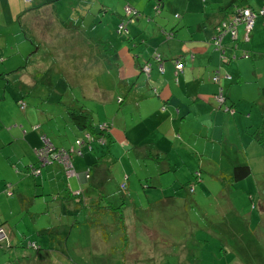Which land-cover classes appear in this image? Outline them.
I'll return each instance as SVG.
<instances>
[{"label": "rangeland", "instance_id": "374dc122", "mask_svg": "<svg viewBox=\"0 0 264 264\" xmlns=\"http://www.w3.org/2000/svg\"><path fill=\"white\" fill-rule=\"evenodd\" d=\"M92 1V4H96L91 13L80 17L79 11H76L75 0H58L60 11L63 13L61 18H65L71 13L68 26H70L72 21V29L75 27L76 20L80 18L78 24L81 27L79 29L81 32H85L89 37L95 38V40L100 38L97 37L100 35L116 42V35L113 31L114 21L110 18V15L103 18V15L107 12L104 13L101 10L102 7L104 9L114 7V10H119L121 13L125 10L126 15H129L127 6L144 7V3L149 1L150 3H156L158 0ZM249 2L253 5V2L262 1L249 0ZM262 4L260 3V5ZM159 5L161 6L160 3ZM260 5H253L254 9L257 11ZM155 7L156 5L154 4L153 9ZM252 12L255 13V11ZM157 16L153 11L152 17L157 18ZM160 16L163 17L162 14ZM167 16H169L168 13ZM102 18L103 20H101ZM262 19V16L258 17V21L260 20L258 25ZM144 21H147V18H144ZM8 23L0 21V72L4 66H7L8 71H10V74L0 77V127L2 128L0 133L2 138H4L0 140V224L4 228L5 234V237L0 239V264H14L15 258H17L22 249H18L16 246H27L30 240L38 242L43 249H47L40 251V258L47 257L52 260L56 258L61 264H264V142L255 140L261 131L262 122H264V59L260 61L249 57H239L243 54L244 49L249 50L247 49L249 41L242 42V39H244L242 33L239 34L237 50L231 48L234 42L230 39V35L225 37L226 47L231 49L229 53L235 52L237 55L230 64H223V66L227 69L229 66H235L237 62H241V67L243 68V79H239V84L237 85L233 83L229 90L230 95L234 96L238 101L236 113L231 114L225 109L219 110L217 109L218 104H213L210 109L206 107L207 111L205 113L200 111L196 115L197 123L195 119L191 120L193 122L191 124L182 123L181 119L177 118V128H180L181 139L186 143L194 141L195 138L191 137L193 132H198L201 128L204 129V132L209 129L212 133L211 141L206 142L208 141L206 139L203 142L208 144L207 150H212L216 153V156L218 155L216 158L217 166L206 167L204 169L205 177L210 173L218 174L220 177L222 175H230L235 165L249 164L251 167V173L247 177L237 181L234 185L227 186L229 190L226 193L229 197L227 202L236 203V214L233 220L236 224H242L241 230L236 231L239 234L232 230L227 234L224 233L222 231L223 225L218 224V228L212 226V221L213 224L219 223L218 215H211L205 218L204 215H201L200 217L198 212L193 209L194 207H190L185 211L187 217L179 215L183 219L179 218L171 225V218H164L166 223L163 224V222L159 225L156 231L147 233L145 237L137 238L139 248L131 252V254L130 248L134 246V243L130 239L126 243L128 258L126 261H122L121 257H118V252L123 251L122 242L118 237L119 231L105 230L109 233V238L106 241H100V243L97 239H94V235L93 238L89 235L92 230H89L86 225L82 227V224L74 223L76 215H73V211L66 212L67 214H60L59 206H56L55 202L51 200L52 196H39L35 198L36 201L32 205V198H29V196L40 191L43 185V183H38V186H34L32 179L36 178L43 181L44 174L36 177L25 175L19 170L24 169L26 164L25 141L29 145L28 156L37 159V152L34 149L40 148L44 143V140L39 135V130L36 129V126L41 123V127L43 126L42 130L47 132V136L51 138L56 147L71 146L75 138L78 137L85 142L83 148H87L88 144L86 142H88V139L86 133L77 130L73 126L65 110L66 105H72L75 108L83 106L91 112V122L96 125L97 131L102 129V125L106 124L111 127L110 132L114 139L111 144L105 143L100 137H92L90 140V145L94 151L90 149L89 152L95 155V159L100 155L99 147L101 149L102 146L104 148V151L101 150L102 152L109 150L110 158H117V161L111 165L114 172L118 171L117 184L115 181L114 183L109 181L104 188L103 185L97 186V188L105 191L109 194V198L113 197V200L117 203L119 202L118 197L124 195L125 204L129 205L130 198L127 190L129 188V192L133 196L135 187L137 188L138 186L135 171L139 175V171L142 172L146 169L145 172L155 175L158 170V164L149 162L140 168L133 166L130 161L133 150H126L129 146H123L125 143L124 138L128 137L127 139L131 140L132 137L138 138L144 134L146 141L151 142L154 148L163 151L162 142L159 139L160 135L147 131L153 129L160 131L162 129L156 127L158 119L155 118L156 114L154 112H152L153 118L147 117L152 109L148 105L151 99H144L135 95L128 96L132 103L131 106L133 105L137 110L140 109L142 113L138 112L139 116H137L130 108H126V102H124L123 109H120L116 119H114L115 113L119 110L118 102L116 99L112 103L105 101L106 95L102 85L99 89H93L91 80L87 78L82 80L83 84L66 86L65 80L61 78L60 73L54 68L52 59L47 55L44 48H39L36 51L35 45H32L29 40H25L22 37L19 27ZM149 23L145 26L147 27L145 34L152 33L151 23ZM258 25L257 29L259 28ZM159 26L162 27V25ZM240 30L241 28H239ZM197 35L198 33L196 34V39ZM21 53L24 55H20ZM1 56L4 57V63L1 60ZM255 60V67L262 72L261 79H259V72L253 73L250 65ZM23 61H27V64ZM38 62H44L46 68L37 71L38 66L36 63ZM18 66H21V69L18 70L19 72L12 71L20 68ZM23 72L33 74L35 83L28 77L24 78L23 81L15 79ZM158 74L159 77H164L160 73ZM102 80L103 76L99 75L97 78L99 85ZM167 81V90L172 92L175 89L173 87L174 81L167 79L165 85ZM155 83L158 84L157 82ZM158 86L162 85L159 83ZM203 86L205 88V83ZM109 90L113 91V88ZM22 93H24L23 97ZM21 97L26 103L25 109H21L17 104V100H20ZM146 97L151 96L147 95ZM42 111L46 115H43ZM218 111H221L220 115H223V120L222 123L216 126L214 123L217 122V116L215 115L218 114ZM123 116H125V121L122 118ZM50 118L51 121L46 120ZM242 121L247 122L248 126L246 128L242 127ZM204 122H207V125H204ZM125 126H127L126 129ZM237 126L240 128L239 130H237ZM216 128H218V131ZM113 132H116L118 137ZM136 133L140 134L136 135ZM162 134L163 132H161ZM28 136H31L36 143L35 147L28 140ZM170 144L172 146V141ZM195 145L202 147L200 144ZM183 150H186L185 144L181 146L175 144L172 153L169 151L174 158L173 161L171 160L173 164L176 162L180 164L184 162L185 164H182V168L185 171L181 169L182 171L177 174L180 178L179 180L176 179L173 172H169L168 179L170 182H185L192 177L191 173L188 174L186 170L190 163ZM77 158L79 161L83 160L75 156L73 166L76 164ZM55 164L60 170L58 172L60 175L64 172V169L68 177L73 174L71 168L64 160H60ZM105 167L107 166L105 165ZM197 169L198 166L193 171L195 172ZM84 177L87 179L89 177L88 173H85ZM64 179L65 181L69 180L66 177ZM118 181L131 182V186L129 184V187L126 183V190L122 191ZM9 182L13 184V190H16L11 197L5 194V185ZM203 183H205L204 186L198 189L205 193H209L215 187L218 188L220 185H224L221 180H210ZM199 185L196 184L197 187ZM18 186L19 190H17ZM172 187L175 186L172 185ZM90 189L86 188V192ZM140 189L143 191L141 187ZM70 192L73 195H77L82 190L73 191L70 189ZM196 196V193L192 195V201H194ZM45 210L50 213L46 214ZM210 218L212 220L208 221ZM67 222L66 231L69 229L71 232L65 249L63 244L59 247L57 246V236L62 231L57 232L58 234L51 233L54 237L53 245V242L50 241V236L47 234L48 231L43 233V227L53 226L52 229L54 230L56 225ZM132 232L133 230H131ZM94 233L95 231L92 232V234ZM88 235L89 237H87ZM74 237L75 240L73 239ZM60 248L61 251L59 250ZM157 249L162 251V253H157ZM158 256L162 263L158 261Z\"/></svg>", "mask_w": 264, "mask_h": 264}, {"label": "trees", "instance_id": "16d2710c", "mask_svg": "<svg viewBox=\"0 0 264 264\" xmlns=\"http://www.w3.org/2000/svg\"><path fill=\"white\" fill-rule=\"evenodd\" d=\"M19 1L22 3V5H24L20 11L18 13L17 11L12 13L9 10L7 11L4 6L1 10L3 15L6 16V20L1 17L0 21L2 20L5 23L9 22V25H17L20 29L22 37L25 40H29L32 45H35L36 51L39 48H44L47 55L52 59L54 68L60 73L61 78L65 80L66 86L83 84L82 80L88 78L91 80L90 82L93 89H99V87L102 85L104 91L106 92H110L109 89L113 88V91H115V96L113 97H124L122 91L124 90V93H127L129 86L135 83L133 77L129 79L131 81H128L127 78L121 75V68H123L121 50L125 48L132 56L133 60L136 61L137 65L135 69L137 73L135 77L141 74L140 78L144 77L148 83L151 82L152 84H150V89L153 90L154 96L158 93V88H160L157 87V84L155 83L157 82V78L152 74L154 70L157 73L163 75L165 81L167 79L174 81L173 87H179L177 90H179L180 87H189V90L187 91L179 90L178 94L174 89L175 93L179 95L178 99L183 101L182 104L184 105V109L181 110L178 117L181 119V122L184 123L187 122L191 124L192 119H195L197 123V116L192 113L193 104L190 102L197 98L198 92L201 90V86L204 82L207 83V89L209 91L208 94L213 100L212 104H218L217 109H225L231 114H235L236 110L238 109V101L236 98H234V96L230 95L229 90L232 87L231 85L233 83H238L239 80H232L228 72L229 67L226 69L225 66H223V64H230L232 59L236 58L237 53H229L231 49L226 47L225 37L226 35L230 34H225L224 31L226 32L229 29H233L235 33V35L232 37L230 35V39L234 42V45L231 47L233 50L238 49L237 42L239 41V28H241L243 31L242 37L244 39H242V42L249 41V44L247 45V49L249 50L244 49L243 54L239 57H249L256 60H259L260 57H262V59H264V52L250 50L248 47L249 45L251 46V39L255 35L256 31H260V28L261 31H264V28L261 26L262 21L258 25L260 22V20L258 21V17L264 16L260 15L259 13V10L264 7V3L260 5L256 11V9L254 10L248 6L247 0H235L233 6L234 8L230 10L231 12L214 25V34L208 35L206 37L204 36L205 30L208 29L207 22L205 21L206 18H196V16L193 15H196V12L194 11L196 6H194V3L197 5L198 1H200L204 6V2H209V0H158L156 3H150L149 1L144 3V7L127 6V12L129 15H126L125 10H123L121 13L119 10H114V7H108L107 9L102 7L101 10L104 13L107 12L103 15V18L110 15V18L114 21L113 31L117 39L116 42H114L110 38H105L100 35L97 36L100 38L95 40V38L93 39L92 37H89V35H87L85 32H81L79 30L81 27L78 24L80 18L76 20V23L74 24L75 27L72 29V21L70 26H68V21H70L69 16L71 13H69L65 18H61L63 13L60 11L58 0ZM15 3L17 4V0H15ZM75 3V7H77L76 11H79L80 17L90 14L96 4H92V0H75ZM154 4L156 5L155 9H153ZM187 4H189V10L187 13L185 12L186 15L183 19L184 9L186 8ZM183 5L184 9H180L179 11L174 10L176 6L182 7ZM240 9L241 11L244 9H249L256 12V17L254 18L249 29L246 26V22L241 21V15L238 12ZM153 11L156 15H158L157 18L152 17ZM167 13L169 16H167ZM161 14L163 17L160 16ZM103 18L101 20H103ZM144 18H147V21H144ZM207 21L210 23L211 18H209ZM148 23L151 25L152 33L145 34L147 32V27L145 26ZM159 25H162V27ZM257 25L259 27L258 29ZM210 27L211 25H209V28ZM210 31H212L211 28ZM197 33L198 35L196 39ZM245 38H247V40ZM193 39L203 42L204 48L206 49L203 53H188L184 58L183 51H178L176 54H167L168 51H171L172 43H178L181 46L187 41ZM217 41L218 44L216 43ZM190 54L195 56L197 63H194L191 60ZM20 55L23 56L24 54L21 53ZM1 60L3 63L5 62L4 57L2 56ZM23 62L27 64V61ZM36 64L38 66L37 71H41L42 69L46 68L44 62H38ZM169 64L171 65L172 70L170 74L168 72ZM18 67L20 68L12 71L19 72L18 70L21 69V66ZM144 69H146V71H144ZM8 70V67L4 66L0 72V77H2V75L10 74V71ZM185 71L187 78L182 75ZM99 75L103 76V80L100 85L97 81ZM26 77L30 78V80L35 83L33 74H28L26 72L21 73L20 76L16 77L15 79L18 81H23ZM124 84H128L126 89L122 88L124 87ZM134 85L131 87V89H129L130 92L132 89L134 90ZM95 86L97 87L95 88ZM23 94L24 93H22V97ZM22 97L20 100H17V104L21 109H25L26 103L23 101ZM119 100L121 101L122 98L118 99L117 101L119 110L115 113L114 119H116V115H118L120 109H123V104H121ZM65 110L73 126L77 130L82 132L84 131L86 133L88 139V142H86L88 144L87 148L94 151L90 145V140L92 137H100L101 140L107 144L114 142L110 132L111 127L104 124L102 125V129L97 131L96 125L91 122L92 114L88 109L84 108L83 106L80 108H75L72 105H66ZM131 111L134 112L133 108ZM43 115H46V113L43 112ZM122 118L125 121V116ZM46 120L51 121V118ZM241 123L244 125L245 122L242 121ZM205 124L207 125V122H204V125ZM41 125L42 123L38 124L36 129L39 131L40 129L42 130L43 126L41 127ZM247 126L248 125L246 122L242 127L246 128ZM261 126V131L259 132L258 137L255 138V140L258 142H264V122H262ZM126 128L127 126H125V129ZM0 129L2 128L0 127ZM203 130L204 129L201 128L198 130V132H193L191 137L195 138L194 141H188L186 143L181 139L180 135L175 138V142L176 144H179V146L185 144L187 151L183 150V152L189 159L190 163V165L186 167V170L188 171V174L191 173L192 177L185 182L178 183L170 182L168 179L169 172H173L176 179L179 180V176L177 174L182 171V164L185 165L184 162H182V164L179 163V166L160 167L158 168L155 175H152L150 172H145V169L142 171L144 174L148 173L145 178L137 175L135 171L138 186L137 188L135 187V194L133 196L131 195V192H129L130 189L128 188L127 190L128 196L130 198L129 205L125 204L124 195H120L118 203H114L110 200L108 201V194L102 193L104 191L100 190L99 188L97 193L95 195L91 194L90 197H84L82 192H79L77 195H73V193L68 192V189H71L69 182L65 181L63 188L64 191L67 192V198L70 199L71 197L73 201L78 198L80 202H78L76 205L78 212L76 213V219L74 220V223L82 224V227L86 225L89 230H92L93 227L95 233L92 234V232H94L92 230V232L90 231L89 235L92 238L94 235V239H97L99 242L106 241V239L109 238V233H107L105 230L112 229L119 231L118 237L122 242L123 251L118 252V257H121L122 261H126L128 258L126 243L130 239L134 243V246L130 248L131 254V252L139 248L137 245V238L145 237L147 233L156 231V228L164 222V218H171V225L172 223H175L177 219H183L182 217L184 216L187 217L185 211L190 207H194L193 209L198 212L200 217L201 215H204V218L208 216L210 217L211 215H218L219 223L213 224L212 221V226H216L218 228V224L223 225L222 231L224 233L227 234L230 232V230H232L239 234V232L236 231L241 230L242 224H236V222L233 220L236 214V203L227 202V199L229 198L226 194L229 192L227 186H231L232 184L234 185L237 181L247 177L251 173V167L249 164H243L242 166L235 165L233 170H231L230 175H222L220 177L218 174L214 175L210 173L205 177L204 169L208 166H217L216 158L218 155L216 156V153H214L212 150H207V144H205L203 140L206 141V138H208V141L206 142H210L211 137H208L209 129L206 132ZM45 134H47L46 131L42 130L39 132V135L43 140L47 139L49 142H51ZM125 136L127 137L126 134ZM144 137L145 135L143 134L138 138L132 137V139L135 142H140ZM1 139L2 136L0 140ZM193 143L200 144L202 147H199ZM84 144V140L75 138L74 143L71 144V146H66L65 148L68 151L71 148L73 150L70 152L73 172L74 157L78 156L80 159H83L82 156L84 153L81 150V146ZM42 146L43 145H41V147ZM123 146L126 147L125 143ZM53 147L59 148V146L56 147L54 144ZM36 149L37 148L34 150ZM108 151L109 150L99 155L91 164V166L93 167L94 164L103 162L109 170V177L113 176L116 178L118 171L114 172V170L111 168V165L117 161V158H110ZM151 156L152 155H150L149 158H151ZM149 158H145V160L143 159L142 161V159L133 152L130 161L132 162L133 166L140 168L146 163H153V159ZM36 160L39 163V166L34 167L31 164L26 166L24 174L37 177L40 174L41 165L48 166L57 162L52 160L50 163H44L38 154ZM121 164L123 165V163ZM197 166L198 169L194 172L193 170L196 169ZM142 172L139 171V173ZM62 175L68 178L65 169ZM210 180H221L224 185H220L218 188H213L209 193L202 192L198 189L199 187L204 186L205 183L203 182ZM43 181L45 182L47 180ZM126 183L128 186L129 184L131 186V182L118 181V185L122 191L126 190ZM196 184L200 185L197 187ZM172 185L175 187H172ZM35 186H38V184ZM91 187H93V185H88V188ZM140 187L143 189V191L140 189ZM41 192L42 190L29 196V198H32V205L36 201L35 198L39 196L43 197L47 194L45 192ZM14 193L15 191L13 190V184L10 182L6 183L5 194L11 197ZM194 193H196L197 196L194 201H192L191 198ZM126 209L129 210L126 211ZM45 213L49 214L50 212L45 210ZM209 220H212V218L208 219V221ZM165 223L166 222L163 224ZM58 226L59 224L56 225L54 230L52 229L53 226H45L43 227V233L48 231L47 234L50 236V241H52L54 245V237L51 235V233L54 232L58 234L57 232L62 231L59 232L57 236V246L59 247L61 244H63L64 248L66 249V244L69 240L71 231L68 229V231H64L63 233V230ZM0 228L4 230L1 224ZM131 230H133L132 233ZM89 235L87 237H89ZM73 239L75 240V237ZM16 247L18 249H22L17 258H15L16 261L14 264H61L56 260V258L53 260L47 257L40 258V251H45L47 249H43L36 241L30 240L27 243V246L19 245ZM59 250L61 251V248ZM159 252L162 253V251L157 249V253ZM158 261L162 263L159 256Z\"/></svg>", "mask_w": 264, "mask_h": 264}, {"label": "crops", "instance_id": "0c3cea01", "mask_svg": "<svg viewBox=\"0 0 264 264\" xmlns=\"http://www.w3.org/2000/svg\"><path fill=\"white\" fill-rule=\"evenodd\" d=\"M261 1L262 2H257V3L253 2V5L256 6V5H260V3H264V0H261ZM204 3H205L204 6L202 5V3L200 1H198L197 5H196V3H194V6H196L194 8L196 15H193V16H196V18L198 17L201 19L206 18L205 21L207 22V27H208V29L205 30V33H204V36L206 37L208 35L214 34V25L218 21L223 19V17H225L228 13L231 12L230 10H232L234 8L233 6L235 3V0H209V2L206 1ZM247 3H248V6L250 8L254 9V6L250 4L249 0H247ZM188 5L189 4H187L185 9H184V5L182 7L176 6L174 8V10L179 11L180 9H184V13H183V19H184V16L186 15L185 12L187 13V11L189 10ZM4 6H5L7 11L9 10L12 13H15V11H17V13H18L20 11V9L22 8V6H24V5H22V3L19 0H17V4L15 3V0H0V17H3V19L6 20V16L3 15L2 10H1ZM212 9H214V10H212ZM209 18H211L210 23H208V21H207ZM261 24H262L261 26L264 28V16H263V20H262ZM209 25H211L210 28L212 31H210ZM242 32L243 31L241 29L238 33V36ZM251 41H252L251 46L250 45L248 46L250 48V50H257V51L264 52V31H261V29H260V31H256V33L253 36V38L251 39ZM205 50L206 49L204 48L203 42H200L196 39H193V40L187 41L185 44H183L181 46L178 43H172L171 44V51H168L167 54L168 53L176 54V53H178V51H180V52L183 51L184 52L183 58H184V57H186V55L188 53H193V54L203 53ZM121 52H122L121 55H122V59H123V68H121V75L123 77L127 78L128 81H131L129 79L133 77L134 81L136 83V84L134 83L135 85L133 84L135 86V88H134V90L132 89V91L130 92L129 89H131V87L133 86V85H130L129 88L127 89V93L126 92L124 93V90H123L122 94L124 95V97H113V96H115L114 95L115 91H110V92L105 91V94H106L105 101H110L112 103L114 99H116L118 101V99L122 98L121 101L119 100L120 103L123 104L124 102H126V108H130V109L133 108V111L135 112V114L137 116H139V113H142V111L140 109H138V110L135 109L133 107V105L131 106L132 103L129 100L128 96L135 95V96H141L144 99H151L149 101L148 105L152 109L150 111V115H147V117L153 118L152 112H154L156 114L155 118L158 119V124L156 125V127L162 128V129L160 131H157L156 129H153L151 131L147 130V131L149 133L152 132L154 134L160 135L159 139L162 142L161 144L163 146L164 152L160 151L157 148H154L152 146L151 142L146 141V137H144L140 142H135L133 139L127 140L124 138L125 145L129 146L126 150H131V151L133 150V152L135 154H137L142 159V161H143V159L145 160V158H149V156L152 155L151 158H149V159H153V163L156 162L158 164V168L164 167V166H172V167L173 166H179L180 164L178 162L173 164L172 161L174 158H173L172 154H170L169 151H171V153H172V151L174 150L175 144H176L175 138H177V136L180 135V128H177V118L179 119L178 115L180 114L181 110L184 109V105L182 104V101L178 99L179 95H177V94H178L179 90H182V91L189 90V87H187V86L186 87H180L179 90H177V88H179V87L175 88L177 94L175 93L174 89L172 90V92H168V90H167L168 88L166 87L168 85V83L166 82V85H165L164 77H162V78L159 77V74L154 70L152 74L155 75L157 78V80H156L158 83L157 87H159L158 85L160 82L162 85V86H160V88H158V93L154 96L153 90L150 89V87H151L150 84H152V83L151 82L148 83L147 80L144 79V77L140 78L141 74L137 75V77H135L136 73H137V71L135 69L136 65H137L136 61L133 60L132 56L128 53L127 49L123 48L121 50ZM193 54H190V58L194 63H197V60H195V56H193ZM259 60L263 61L262 57H260ZM255 62L250 63V65L252 67L253 73L259 72V79H261L262 78V72L255 67ZM168 72H169V74L172 72L170 64L168 66ZM228 72H229V76H231L232 80H234V81H236V79H238V80L243 79V68L241 67V62H237L235 66H232V67L229 66ZM157 74H158V76H157ZM182 75L185 78H187L186 77V71ZM150 77H151V75H150ZM192 81H194V80H192ZM204 83H205V88L203 86ZM204 83L201 86V90L198 92L199 97L197 96V98L193 99L190 102L191 104H193L192 113L194 115H198V113L200 111L202 113H205L207 111L206 107H209V109H210V107L213 105L212 104L213 100L210 97V95L208 94L209 91L207 89V85H206L207 83L206 82H204ZM237 84H239V83H236L235 85H237ZM127 85L128 84H124L123 85L124 87H122V88L126 89ZM147 95H150L151 97H146ZM133 98H135V97H133ZM194 111H197V112H194ZM220 113L221 112L218 111V114L215 115V116H217V122L214 123L216 126L219 125L220 123H222V120H223V115H220ZM245 123H244V125H245ZM239 129H240L239 126H237V130H239ZM216 130L218 131V128H216ZM41 131L42 130L40 129L39 132H41ZM161 132H163L162 135H161ZM113 133L116 135V137H118L116 132H113ZM42 134H43V132H42ZM139 134L140 133H137V135H139ZM45 135L47 136V134H45ZM211 136H212V133L210 131H208V137H211ZM27 138L30 141V143L32 144V146L35 147L36 143L32 140V137L28 136ZM47 138H49V137L47 136ZM76 138H78V137H76ZM2 139H4V138H2ZM206 139H208V138H206ZM49 140L52 142L51 138H49ZM171 141H172V146L170 144ZM25 146H26V151H27V152L25 151L26 156H27L25 158L26 164L24 165V169L19 170L23 174H24V171L26 170V168H25L26 166H28L30 164L33 165L34 167L39 166V163L37 162L36 159H33V157L28 156L27 153L29 152V145L26 141H25ZM207 146H208V144H207ZM59 147L66 148L65 146H59ZM81 150L84 153L82 156L83 160L79 161V159L77 158L76 159L77 162L74 165V174L70 175L69 177L67 176L69 179V180H67V182H69L71 189L73 191L81 189L84 197L85 196L90 197L91 194L95 195L97 193V191H98L97 186L103 185V188H104L106 183L108 184L109 181L112 183H114V181H115L117 183V181H116L118 179L117 177L116 178L113 176L109 177V170L107 167H105V163L100 162V163L94 164L93 167L91 166V164L95 160V155H93L92 152H89L90 151L89 148H86V147L83 148V145H82ZM101 150L104 151L103 148L100 149V147H99V154L100 155L103 154V152ZM139 150H141V152H139ZM58 172H60V170L57 168V165L55 163L50 164L48 166L47 165H44V166L41 165L39 176L44 174L43 180H47V181L43 182V181H40L36 178L35 179L33 178L32 184L35 186L36 184H38L40 182L43 183V185L41 186V190H42L41 193H43V192L47 193L45 195L46 197L52 196L51 200L53 202H55L56 206H59V213L60 214H64V213L67 214L66 212L73 211L74 212L73 215H76V213L78 212L76 205L78 204L79 199L77 198L73 201L71 199V197H70V199L67 198L68 197L67 192L64 191V188H63L64 187L63 185L65 183L64 176L62 174L60 175ZM85 173H88V175H89V177L87 179H85V177H84ZM146 175H147L146 173L145 174L139 173V176L144 177V178ZM90 184L93 185V187H91V189L86 192V188H88V185H90ZM17 190H19V186L17 187ZM14 191L16 192L15 189H14ZM48 191H50V192H48ZM51 192H52V194H51ZM68 192H70V189H68ZM100 192H102V191H100ZM102 193L107 194L105 191ZM62 194H65V195H62ZM110 194H112V193L110 192ZM119 197H118V201H119ZM108 198H109V194H108ZM109 200L113 201L114 203H117L116 201L113 200V197L109 198L108 201ZM53 211H54V209H53ZM67 226H68V222L64 223V224H59L58 227L60 229H62L63 233H64V231H66ZM92 230H93V228H92Z\"/></svg>", "mask_w": 264, "mask_h": 264}, {"label": "built area", "instance_id": "2783aa9c", "mask_svg": "<svg viewBox=\"0 0 264 264\" xmlns=\"http://www.w3.org/2000/svg\"><path fill=\"white\" fill-rule=\"evenodd\" d=\"M238 12L241 15L240 16L241 21L246 22V26L249 29L250 26L253 23L254 18L256 17V12L254 13V12H252V10H249V9H244L243 11H241V9H240ZM259 13L261 15H264V7L259 10ZM224 33L225 34L229 33L231 36L235 35L233 29H229L226 32L224 31ZM216 43L218 44V41ZM35 151L37 152V154L40 157V159L42 160V162L50 163L52 160L57 161V162L60 161V160H64L68 164L69 168H71V170L73 172L72 161H71V158H70V152L73 151L72 148L69 151L66 150L63 147L54 148L53 144L51 142H49L47 139H44L43 146L40 147V148H37ZM4 237H5L4 232L0 228V239H3Z\"/></svg>", "mask_w": 264, "mask_h": 264}, {"label": "flooded vegetation", "instance_id": "af4514ba", "mask_svg": "<svg viewBox=\"0 0 264 264\" xmlns=\"http://www.w3.org/2000/svg\"><path fill=\"white\" fill-rule=\"evenodd\" d=\"M226 34H229V33H226ZM232 37V36H231ZM246 39V38H245ZM247 40V39H246Z\"/></svg>", "mask_w": 264, "mask_h": 264}, {"label": "water", "instance_id": "95a60500", "mask_svg": "<svg viewBox=\"0 0 264 264\" xmlns=\"http://www.w3.org/2000/svg\"><path fill=\"white\" fill-rule=\"evenodd\" d=\"M64 148V147H63Z\"/></svg>", "mask_w": 264, "mask_h": 264}]
</instances>
